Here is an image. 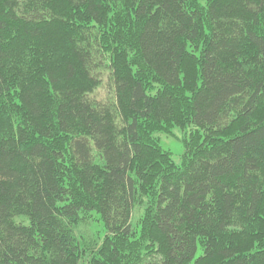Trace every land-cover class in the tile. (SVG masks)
Wrapping results in <instances>:
<instances>
[{"label": "trees", "instance_id": "1", "mask_svg": "<svg viewBox=\"0 0 264 264\" xmlns=\"http://www.w3.org/2000/svg\"><path fill=\"white\" fill-rule=\"evenodd\" d=\"M0 264H264V0H0Z\"/></svg>", "mask_w": 264, "mask_h": 264}, {"label": "rangeland", "instance_id": "2", "mask_svg": "<svg viewBox=\"0 0 264 264\" xmlns=\"http://www.w3.org/2000/svg\"><path fill=\"white\" fill-rule=\"evenodd\" d=\"M113 96V90L111 89L108 72H102V84L92 94V97L99 101H106ZM156 136L160 139L161 145L164 149L171 151L173 159L180 163L182 160V154L184 152V133L179 128H173L171 133H158ZM142 213L141 208H137L134 211V220L138 219ZM102 225L99 222H92L88 224H80L75 228L78 235H83V239L87 244H90L92 240H98L99 236L103 235ZM100 242V239L98 240ZM201 253V250L198 251Z\"/></svg>", "mask_w": 264, "mask_h": 264}]
</instances>
